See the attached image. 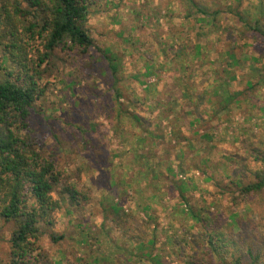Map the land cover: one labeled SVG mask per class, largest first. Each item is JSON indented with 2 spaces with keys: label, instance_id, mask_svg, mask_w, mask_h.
Returning a JSON list of instances; mask_svg holds the SVG:
<instances>
[{
  "label": "rangeland",
  "instance_id": "1",
  "mask_svg": "<svg viewBox=\"0 0 264 264\" xmlns=\"http://www.w3.org/2000/svg\"><path fill=\"white\" fill-rule=\"evenodd\" d=\"M175 2L90 0L86 29L93 46L82 55L56 48L37 69L39 77L35 80L42 96L35 101L28 127L21 135L54 165L61 174L62 184L77 190L79 199V204L72 208L68 201L61 200L60 208L53 214L52 227H44L46 233L38 243L37 264H138L134 256H129L138 251L128 240L136 243L135 240L150 238L149 232L156 223L157 246L165 245V264H188L189 261L221 264L206 246L199 225L192 229L193 221L172 210L176 199L165 198L160 205L150 202L153 223L136 213L135 186L120 200L118 205L122 210L118 214L110 210V202L127 187L119 181H129L133 171L125 167L126 154L120 159L112 158L118 147L110 122L112 78L103 53L119 57V69L128 78L125 82L128 92L135 91L142 99L141 88L131 75L143 71L148 61L165 62V57L172 55L170 48L177 46L173 43L175 37H183L188 49L194 43L193 31L187 24L180 26L176 17L180 10ZM257 3L258 0H243L241 8L253 12ZM17 9L29 10L26 0H0L1 72L3 69L18 71L5 57V46L9 44L7 31L16 26L20 44L27 41L23 29L20 30L23 25L18 23L21 19ZM168 9L173 10L171 20ZM39 42L27 41L32 47L28 60L34 56ZM244 42L245 45L239 43L237 48L241 61L233 68L235 79L229 81L231 92L238 93L237 102L220 106L217 95L206 98L200 95L212 85L215 77L207 72L208 65L195 69L190 75L200 97L193 109L200 118L194 130H199L200 134L182 129L184 138L191 139L194 147L192 151L184 147L182 177L191 178L194 187L187 195L196 209L208 213L207 226L219 241L218 251L227 263L237 257L247 262L246 252L250 250L259 256V264H264V193L244 196L236 185L255 181V173H264V161L260 160L264 157V81L251 71L252 65L264 69V40L248 35ZM216 57L213 48L209 59ZM252 57L259 60L252 62ZM200 62L201 59L198 64ZM165 68L170 70V65ZM156 70L159 73V68ZM173 75V71L161 75L157 89L163 99H169L176 92L172 87ZM145 103L139 102L140 108L136 111L146 115L148 102ZM187 110L181 113L188 119ZM161 149V153L165 155L163 150H167V155L174 158L179 147L158 146L157 154ZM52 196L60 200L58 193ZM170 222L177 234L189 229L182 236L188 238L181 241L185 248L178 256L171 253L166 244L164 232ZM13 229L12 221L0 218V264H9L8 241ZM50 235L63 236V239L53 243ZM139 264L148 263L143 260Z\"/></svg>",
  "mask_w": 264,
  "mask_h": 264
},
{
  "label": "trees",
  "instance_id": "2",
  "mask_svg": "<svg viewBox=\"0 0 264 264\" xmlns=\"http://www.w3.org/2000/svg\"><path fill=\"white\" fill-rule=\"evenodd\" d=\"M89 1L26 0L29 10L16 11L21 19L18 23L23 25L20 30L23 29L27 41H40L29 60L27 55L32 52L31 45L26 40L20 44L16 26L7 31L9 44L5 46V57L18 69L16 73L5 69L0 71V218L14 223L8 241L9 264H37L35 259L40 255L38 243L46 233L44 227H52L53 214L60 208V202L68 201L70 208L79 204L77 190L61 183V174L54 165L43 158L21 132L28 127L30 111L42 96V90L35 80V77H39L37 69L56 48L82 55L93 46L86 29ZM175 1L180 10L176 16L180 26L187 24L193 31L194 43L188 49L183 37H175L173 43L177 46L170 48L172 55L165 57V62L156 64L155 61H148L143 71L131 75V79L141 88L142 99L136 96L135 91L128 92L129 86L125 83L128 78L119 69V57L103 53L112 78L110 122L118 147L112 158L120 159L121 155L126 154L128 164L125 167L133 171L129 181H119L127 187L110 202V210L115 214L122 210L118 204L133 186L138 195L136 213L148 222L153 223L150 202L160 205L165 198L176 199L172 210L176 211V215L193 221L192 229L199 225L206 246L221 264H259V256L250 250L246 252L249 256L247 262L237 257L227 263L224 255L218 251L219 241L207 226L208 213L196 209L187 195L194 186L190 177H182L184 167L181 161L185 156L184 147L187 151L194 149L191 139L184 138L182 129H192L193 134H200L199 130H194L200 118L193 113L199 95L195 92L190 75L195 69L208 65L207 72L215 77L212 78V85L200 95L205 98L217 95L220 106L237 102L238 93L229 89V81L235 79L233 68L241 61L237 48L239 43L242 46L246 44L244 41L248 35L264 40V1L258 0L253 12L241 8L243 0ZM168 13L171 20L173 10L168 9ZM213 48L217 57L210 60L209 53ZM162 51L167 54L164 49ZM250 60L256 62L259 59L252 57ZM167 64L170 70L165 68ZM170 71L174 73L171 80L176 92L169 99H163L157 85L161 75ZM251 71L259 74L260 81H264V69L252 65ZM246 83L248 87L252 86L249 80ZM139 102H148L146 115L140 110L136 111L140 108ZM185 108L188 109V119L184 117L185 113H181ZM204 138L211 141L208 135H204ZM183 141L185 144H182ZM168 144L179 147L174 158L167 155V150H163L165 155L161 153L162 149L157 154L158 146ZM260 160L264 161V157ZM254 175L255 181L236 184L242 195L264 193V173ZM54 192L59 194L60 200L53 198ZM234 223L237 227V221ZM186 231L189 229L177 234L172 224L165 228L166 244L171 253L178 256L185 248L181 241L185 240L184 237L188 238L182 237ZM157 232L156 223L149 232L150 238L135 240L136 243L133 239L128 240L131 247L138 251L136 255L133 253L129 256H134L138 264L143 260L148 264H165L167 261L165 245L157 246ZM50 239L57 243L63 236L50 235ZM188 264L198 263L189 261Z\"/></svg>",
  "mask_w": 264,
  "mask_h": 264
}]
</instances>
